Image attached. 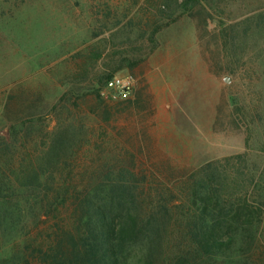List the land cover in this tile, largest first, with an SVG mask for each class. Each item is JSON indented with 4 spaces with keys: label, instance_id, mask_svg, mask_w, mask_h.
Returning a JSON list of instances; mask_svg holds the SVG:
<instances>
[{
    "label": "rangeland",
    "instance_id": "obj_1",
    "mask_svg": "<svg viewBox=\"0 0 264 264\" xmlns=\"http://www.w3.org/2000/svg\"><path fill=\"white\" fill-rule=\"evenodd\" d=\"M221 22L237 24L233 62ZM93 47L108 54L80 79L76 55ZM105 73L133 75L131 96L97 97L94 75ZM60 122L75 148L70 167L53 169L60 180L70 170L71 182L89 181L110 166L173 187L205 162L246 153L240 168L256 173L254 197L264 201V0H0V136L15 126V154L41 150ZM254 234L249 247L237 243L233 264H264V212ZM172 239L163 237L153 264L172 256ZM132 256L144 263L145 250Z\"/></svg>",
    "mask_w": 264,
    "mask_h": 264
},
{
    "label": "trees",
    "instance_id": "obj_2",
    "mask_svg": "<svg viewBox=\"0 0 264 264\" xmlns=\"http://www.w3.org/2000/svg\"><path fill=\"white\" fill-rule=\"evenodd\" d=\"M235 27L220 23L222 47L232 62L239 37ZM160 28L153 29L149 40ZM106 32L100 40L109 42L112 27L104 26L100 34ZM104 51L93 47L89 55H76L80 79L108 54ZM111 73L94 75L99 87ZM63 126L56 124L41 150L24 148L19 154L11 149L19 141V129L12 126L9 136H0V264H153L156 247L167 233L173 235L175 252L157 256L160 264H233L237 243H253L264 201L254 197L256 173L240 168L246 153L205 162L173 187L153 186L138 180L134 171L110 166L75 184L70 170L61 180L53 173L60 163L70 167L75 155L72 130ZM95 176L101 178L92 180ZM31 191L36 194L30 197ZM16 192L24 198L15 199ZM30 223L32 235L24 232ZM14 233L19 237L17 252L8 248ZM139 246L145 250L144 263L133 261Z\"/></svg>",
    "mask_w": 264,
    "mask_h": 264
},
{
    "label": "built area",
    "instance_id": "obj_3",
    "mask_svg": "<svg viewBox=\"0 0 264 264\" xmlns=\"http://www.w3.org/2000/svg\"><path fill=\"white\" fill-rule=\"evenodd\" d=\"M134 81V77L130 73L113 75L99 87L98 94L107 100L127 98L133 92Z\"/></svg>",
    "mask_w": 264,
    "mask_h": 264
}]
</instances>
